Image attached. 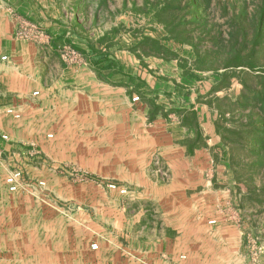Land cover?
<instances>
[{
    "label": "crops",
    "instance_id": "obj_1",
    "mask_svg": "<svg viewBox=\"0 0 264 264\" xmlns=\"http://www.w3.org/2000/svg\"><path fill=\"white\" fill-rule=\"evenodd\" d=\"M135 12L131 0H0V163H5L0 176L32 160L29 143L36 158L77 164L90 174L88 183L78 184V198L66 197L72 208L79 205L69 211L67 245L32 252L31 260L53 255L71 264L75 255L76 264H181L179 256L185 255L188 264H221L233 251L231 222L219 217L210 224L207 213L225 205L221 195L228 190L225 179L230 181L215 159L216 111L191 92L178 100L177 80L163 73L166 32L149 4L153 26L141 34L126 27L125 37L121 26ZM23 19L44 35L33 41L15 37ZM64 45L74 48L81 62H62ZM9 108L19 117L7 113ZM155 155L169 170L168 182L151 176ZM107 179L127 193L112 192L107 200L101 184ZM7 195L3 186L1 204ZM76 224L78 240L72 232ZM92 240L100 245L97 262L87 259Z\"/></svg>",
    "mask_w": 264,
    "mask_h": 264
},
{
    "label": "trees",
    "instance_id": "obj_2",
    "mask_svg": "<svg viewBox=\"0 0 264 264\" xmlns=\"http://www.w3.org/2000/svg\"><path fill=\"white\" fill-rule=\"evenodd\" d=\"M164 39L189 46L193 59L168 50L183 75L210 72L212 81L198 101L216 111L219 138L215 159L244 192L239 199L264 204V0H150ZM166 50V53H168ZM237 79L235 97L215 93Z\"/></svg>",
    "mask_w": 264,
    "mask_h": 264
},
{
    "label": "rangeland",
    "instance_id": "obj_3",
    "mask_svg": "<svg viewBox=\"0 0 264 264\" xmlns=\"http://www.w3.org/2000/svg\"><path fill=\"white\" fill-rule=\"evenodd\" d=\"M119 2H121V0H119ZM147 4L150 5V0H131V5L135 7L136 12L133 14V17L128 20L125 19L127 21L124 20V25L121 26L122 33L128 31V28L131 33L130 30L136 28L134 33L141 34L147 27L153 26L152 21L154 19L152 18V14H149V17L147 16ZM105 14V20L110 18V14H107L106 11ZM68 16H72V12H68ZM109 21L111 22L113 20L109 19ZM159 26L163 29L162 25L159 24ZM99 28H102L101 24ZM152 32L155 34L158 30L153 29ZM128 35V33H125L126 38ZM127 43L128 41L124 42V44ZM146 44L151 48L153 47V44L150 42ZM167 44L169 47L168 50H173L181 57H185L189 60L193 59L189 46L185 45L183 47H178L170 42H167ZM166 54L169 55V52ZM59 56L61 58V55ZM62 62L64 61L62 60ZM163 66V73L169 78L174 77L177 80L174 84L179 101L182 100V95L188 92H191L190 95L198 100L207 92L210 82L212 81L210 72H194L192 75H188L189 77L183 78L180 74L182 69L177 65V61L174 59L170 60V58H167ZM240 88L241 86L237 79H232L229 89L220 90L215 94L218 96L229 94L230 97H235L239 93ZM44 129L45 133H48L46 132L47 128ZM45 138L51 139L53 135L47 137L46 134ZM25 146H28V149H26L28 152L26 154L32 160L30 162H25V168H12L8 169L7 173H3V176H5V174L7 175L12 170H20L22 172V183L16 192L7 191L8 197L3 198V205L0 203V215L3 216V219L0 218V264H37L38 262L63 264L62 256L52 255L51 257H44L40 255L39 258L31 260V253L44 252L50 249L53 251H60L67 245L64 236L69 227V211L70 209H74L73 212L76 211L79 205L77 203L75 207L72 208L69 206L70 201L67 200L66 197L72 195L78 198L81 192L78 184L88 183L87 181L90 180V174L87 169L77 164H61L57 166L54 161L46 157L36 158L39 155L37 154L35 145L29 143L28 145L25 144ZM31 162L34 163V165L31 164ZM0 164L5 165L3 162ZM0 167L3 168L2 166ZM3 176H0V180L3 179ZM227 176L228 179L230 178V181L225 179L226 181L224 183L228 184V186L225 187V189L228 190H226L224 195H221L224 196L223 198L226 200L225 205H220V207L215 206V208H211L207 211V213L210 212V219L214 218L216 220L219 217H225L231 222L228 234L230 233L229 237L233 245V251L231 253L232 255H229V253L224 254V260L221 261L223 262L221 264H264V204L255 206L252 205L249 200L245 199L243 201L244 205L241 207L239 205V199L242 195V191L244 192L245 190L244 185L240 183V190H238L234 187L235 181L231 178V175L228 173ZM108 180L110 179L102 180L103 182H101L105 188L107 200H109L110 193H119L117 190L109 187L112 183L117 185L118 183ZM220 181H222V179H220ZM41 182L43 184H41ZM108 213L110 214V210ZM78 227L79 224H76L75 229L72 228V232L75 234L77 240L80 236ZM17 241L19 242V248L16 249L14 245ZM92 243L97 244L96 249H91ZM99 246L98 241H89V249L92 252L88 253V260L93 259V262L98 261L94 253L99 249ZM26 253L28 255H26ZM26 256H28V260L25 259ZM75 257L76 256L73 255L71 260L68 259L71 264H76L80 261L79 259H77V261L73 260ZM187 259L188 258H186V260ZM179 260L181 259L179 258Z\"/></svg>",
    "mask_w": 264,
    "mask_h": 264
},
{
    "label": "built area",
    "instance_id": "obj_4",
    "mask_svg": "<svg viewBox=\"0 0 264 264\" xmlns=\"http://www.w3.org/2000/svg\"><path fill=\"white\" fill-rule=\"evenodd\" d=\"M15 36L22 40H38L43 36V32L33 23H30L25 20H21L18 26V30L15 33ZM60 55L62 60L67 65H75L81 62L80 55L69 45H64L61 47ZM6 59V56H2L1 60ZM37 94V92H34ZM138 97L135 96L132 98V101H137ZM7 113L13 114L14 117H19L17 113H14L11 108L7 109ZM51 134H47V137H51ZM2 139L7 140L8 136L6 134L2 135ZM151 176L162 183L168 182L170 180V173L168 168L162 163L161 159L158 156H153L152 158V168L150 170ZM22 183V172L20 170H12L9 172L2 180H0V188L5 187L7 191L16 192ZM41 184H43L41 182ZM110 188L117 190L119 193L124 194L127 193V189L125 187H121L117 184H110ZM210 224L215 223V220L212 219L209 221ZM97 244L92 243L91 249H96ZM182 261V264H188L186 262V256L180 255L179 257Z\"/></svg>",
    "mask_w": 264,
    "mask_h": 264
}]
</instances>
